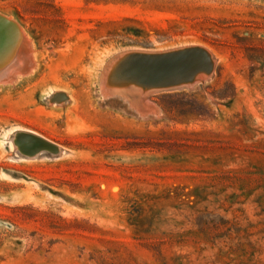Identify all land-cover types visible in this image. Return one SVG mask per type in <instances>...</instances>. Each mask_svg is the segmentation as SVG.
Wrapping results in <instances>:
<instances>
[{"label":"rangeland","instance_id":"1","mask_svg":"<svg viewBox=\"0 0 264 264\" xmlns=\"http://www.w3.org/2000/svg\"><path fill=\"white\" fill-rule=\"evenodd\" d=\"M0 15L38 63L0 87V264H264V0H0ZM182 47L211 53L203 85H127L147 111L104 92L118 55ZM26 134L59 152L25 156Z\"/></svg>","mask_w":264,"mask_h":264},{"label":"water","instance_id":"2","mask_svg":"<svg viewBox=\"0 0 264 264\" xmlns=\"http://www.w3.org/2000/svg\"><path fill=\"white\" fill-rule=\"evenodd\" d=\"M208 59H210V54L206 49L195 47L191 49H175L158 54L129 53L119 58L112 66H109V68H112L118 63L123 77L121 79L109 77L106 82L104 81V85L108 87L107 89L110 90V92L119 91L116 89L118 87L112 85L113 83L116 81L123 82L126 79H134L139 86H143V94L147 96L148 99L153 94L183 91L186 87L188 90H194L192 88L194 82H197L196 86H199L201 84L203 85L206 80H209V78L206 80L199 79L196 71H194L196 66L204 65L205 73L209 74L212 67L209 65ZM198 61L199 64H197ZM188 76H194V79L191 80ZM101 84L102 81L100 80V87ZM121 90L131 98H134L143 110H147L149 105L143 103L144 99L137 97L128 88H123ZM25 139L30 140V142H24V145L28 147L24 149L19 148L25 156L35 158L41 151H47L51 154L52 152L55 154L59 152V149L54 145L36 136L26 134Z\"/></svg>","mask_w":264,"mask_h":264},{"label":"bare ground","instance_id":"3","mask_svg":"<svg viewBox=\"0 0 264 264\" xmlns=\"http://www.w3.org/2000/svg\"><path fill=\"white\" fill-rule=\"evenodd\" d=\"M13 41H16L19 44L18 51L16 53H13L12 51H8L7 52V49L4 50L5 47H7V46H4V45H6V44L8 45L9 43L11 44ZM1 42L3 43V46H1V48H0V53L3 52V56L0 57V87L1 86L12 85L19 78L24 77V76L26 77L27 75H30V74H32V73H34L36 71V67H38V63L36 62L35 57L32 54L33 53V47H32L31 41L29 40L27 35L24 33V31L12 19H8L7 17H4L2 15H0V43ZM2 47H4L3 51H2ZM178 49H180V48H178ZM181 49H183V47ZM137 52H139V53H148V54L162 53V52H148V51L147 52L146 51H137ZM131 53H134V52H131ZM127 54H129V53H127ZM127 54H124V53L120 54L117 57H115L112 61H109L110 62L109 63L110 66H112L114 63H116V61L119 60V58H121V57H123V56H125ZM209 54H210V59H208V61H209V65H211L212 69L209 72V74H206L204 70H200L201 72H199L197 74V76L201 74L199 77H201L202 79L204 77L206 78V76H210L212 74V72H213V68H214V64L215 63H214V59H213V57H212L210 52H209ZM197 64H199V61L197 62ZM119 67L120 66L118 65V63L116 65H114L112 68L108 67L107 68L108 70H105V71H107L106 72L107 73L106 75H108L107 77H112L113 79H121L123 77V74H121V69ZM196 67H204V65H198ZM188 77H189V79L193 80L192 78H190V76H188ZM107 80H108V78H107ZM112 85H114V87H118L116 89H119L120 86H123L122 88L132 87V88H135L133 90H136V91L138 90V84H137L136 80H134V79H132V80H127L126 79L123 82L116 81ZM136 87H137V89H136ZM142 87L143 86L139 87V89H141V90H139V92H143V90H142L143 88ZM107 88L108 87L106 85H104V92L107 95L111 96V94L113 92H110V90H108ZM119 90H121V87H120ZM121 93H124V92H121ZM129 97H127V98H129ZM140 97L142 98V96H140ZM105 99H106V97H105ZM131 99H133V98H131ZM144 101L146 102L147 105H149L148 109H151V107H152V104L150 103L151 101L150 102H148L147 100H144ZM129 102H131V103L133 102L134 103L136 101L135 100L134 101L129 100ZM137 104H136V106H138ZM138 108H140V105H139ZM140 109H139V111H140ZM146 111H145V113H146ZM147 113H149L148 115H150L151 112L149 111ZM152 113H155V112L152 111ZM141 114H142V112H141ZM38 138H40V137H38ZM50 144H52V143H50ZM56 147H58V146H56Z\"/></svg>","mask_w":264,"mask_h":264}]
</instances>
